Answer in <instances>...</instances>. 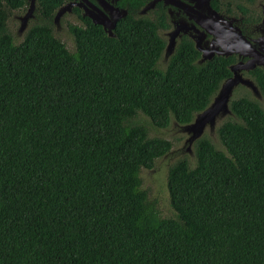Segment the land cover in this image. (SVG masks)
Instances as JSON below:
<instances>
[{"label": "trees", "instance_id": "16d2710c", "mask_svg": "<svg viewBox=\"0 0 264 264\" xmlns=\"http://www.w3.org/2000/svg\"><path fill=\"white\" fill-rule=\"evenodd\" d=\"M66 0H36L20 39L8 21L27 0H0V264H264V71L260 103L234 90L216 142L167 169L158 191L142 170L171 140L154 131L204 109L233 56L198 63L187 37L160 63L165 14H128L113 36L82 16L70 47L53 31ZM255 0H211L255 20Z\"/></svg>", "mask_w": 264, "mask_h": 264}, {"label": "water", "instance_id": "95a60500", "mask_svg": "<svg viewBox=\"0 0 264 264\" xmlns=\"http://www.w3.org/2000/svg\"><path fill=\"white\" fill-rule=\"evenodd\" d=\"M28 7L26 12L18 17L19 26L17 29V34L21 35L27 28L28 20L34 17V11L36 8V0H27ZM85 1L88 5L87 7H83L85 10L82 13L84 16H87L91 19L94 24H99L103 28V30L107 33L108 36H113V28L115 27L116 21L119 18L124 17L127 14L126 8H119L113 3L116 0H111V3L103 0H97V3L102 6L104 3L109 7L108 15L104 14V12L98 6L94 5L88 0ZM158 0H150L143 8L142 11L150 9L154 6V4ZM198 13H200V17L203 23L206 26L215 25V34L212 40L204 42L202 37H198L194 40V47L197 51H199L200 58L198 59V63H203L205 60L211 59L215 55H223L227 56L228 54L234 52H240L238 54L243 53V56H252L254 62L256 59L254 55L258 52V46L263 47L264 51V39H257L252 44L244 38L241 34L239 28L231 27V22L222 19V16L219 12L215 11L209 4V0H198ZM73 4L81 6V2H72L65 3L58 8L55 15L53 16V24L59 28V17L66 11H69V7ZM106 8V7H105ZM263 15H264V5L262 6ZM107 10V8H106ZM227 25V26H224ZM229 25V26H228ZM228 27V28H226ZM212 33V32H211ZM204 42V43H203ZM175 48L174 34L168 39L167 44L163 49L162 59L166 62L168 57L173 53ZM262 50V49H260ZM263 57V60L259 63L256 62L264 70V55H260ZM251 60V58H250ZM249 69L254 68V66L246 67L239 66L237 64L230 66V70L232 71V76H228L222 80L220 86L215 93V95L211 98L208 105L202 109L201 111L195 113L193 119L190 122L184 124H178L173 121L178 128L181 129L182 132L186 135L184 140L186 145V151L184 153L193 157V143L201 137L205 129H208L210 133H213L216 128L217 122L225 116L231 115V110L229 108V101L233 94V90L236 86L242 85L245 88H248L251 93L255 95V97H261V93L259 91L258 86L255 84L254 80L249 77H243L240 73L241 69ZM171 150V149H170ZM170 150L162 155L161 157L167 155Z\"/></svg>", "mask_w": 264, "mask_h": 264}, {"label": "flooded vegetation", "instance_id": "af4514ba", "mask_svg": "<svg viewBox=\"0 0 264 264\" xmlns=\"http://www.w3.org/2000/svg\"><path fill=\"white\" fill-rule=\"evenodd\" d=\"M103 1H106V0H103ZM149 1L150 0H147L146 3L139 10H137L136 16L139 15V16H145V17H153L155 15L154 9L160 5L162 7V9L164 10V14H165L164 21H165L166 27L162 28V29H158L157 33L161 37H163L166 44L168 42V39L172 36V34H174L175 47H176L177 43L183 37H187L188 39H190L193 43V46H194V40L197 39L198 37H202V33L204 34L202 37V40L204 42L210 41L214 37L216 27H214L215 25L206 26L203 23L204 20L201 19V17H200L201 14L198 13L199 12L198 8H197V5H198L197 1L198 0H158L152 8L147 9L145 11H142V8ZM219 1H222V0H219ZM72 2H74V3L81 2L82 5L79 6V5L73 4L69 7L70 10L66 11L64 13L68 14L70 16H75L79 20V18L77 17V14L73 11V9L78 8L80 14L82 16H84L82 14L85 10L83 7H87L88 9H89V7L86 4V2L85 1L83 2L82 0H66L63 4L72 3ZM88 2H91L94 5L98 6L99 8H101V10L104 12V14L108 15L109 7L107 6V4L104 3L102 6H100L97 3V0H88ZM107 2L111 3V0H107ZM209 4L215 11L219 12V14L222 16L223 20L231 22V27L239 28L241 34L251 44L253 42H255V40H257V39H260V38L264 39V15H263V9H262V6L264 5V0H255L253 3L249 4L251 9L253 11H255V16H256L255 20H253V19L244 20V16L241 15L239 12L232 11L230 13V12H227L226 10H224L223 7H220V8L213 7L211 5V0H209ZM62 5H60V6H62ZM113 5H116L119 8H126V7L119 6L117 4V0L115 3H113ZM27 7H28V4H27ZM105 7L107 8V10ZM58 8L56 9V11L58 10ZM26 10H27V8H26ZM56 11H55V13H56ZM55 13H54V15H55ZM149 13H151V14L149 15ZM127 14H128V11H127ZM85 17H87V16H85ZM117 21H116V23H117ZM224 26H227V25H224ZM226 28H228V27H226ZM257 46H258L257 48L259 51L256 52V55H254V57L256 59V62L259 63L263 60V57L260 55H264V51H263L262 46H259V45H257ZM260 49H262V50H260ZM238 53H240V52H234V53L228 54L227 56H224V57H228V56L234 57V60L232 62H230L228 65V69L230 71L229 76H232V74H233L232 71L230 70V66L235 65V64H237L239 66H244V64H245L246 67L253 65L254 68L241 69L240 73L243 77L251 78L248 75V73L257 67L258 68H261V67L259 65H257L256 62H254V59H252V56H250V57L249 56H243L244 55L243 53H241V54H238ZM199 54H201V53L199 52ZM217 56H223V55H217ZM199 58H200V55H199ZM250 58H251V60H250ZM240 86H242V85H240Z\"/></svg>", "mask_w": 264, "mask_h": 264}, {"label": "rangeland", "instance_id": "374dc122", "mask_svg": "<svg viewBox=\"0 0 264 264\" xmlns=\"http://www.w3.org/2000/svg\"><path fill=\"white\" fill-rule=\"evenodd\" d=\"M25 11H26V9H24L22 11L21 10H17V11H13V12L11 11V16H10V19L8 21V24H9V26H11L13 28L14 33H15V38H17V39H20L22 37V34L21 35L17 34V29L19 26L18 17L23 15L25 13ZM150 14L151 13H149V15ZM68 23H80V20H78L75 16H70V15L64 13L62 16L59 17V28H57L56 25L53 24V31L56 33V35H58V37L61 40H63L68 45V47H70L71 38H70V36L67 32V29H66V26ZM160 63L164 64L165 61H163V59L161 58ZM236 87H238V86H236ZM236 87H235V89H236ZM234 90H233V92H234ZM246 90L250 93V95L252 97L257 99L260 103H263L262 97H255V95L253 93H251L248 88H246ZM226 117L227 116L223 117L222 119H220L217 122L216 128ZM216 128H215V130H216ZM154 132L156 135H159V136H162V137H165V138L171 140L172 147H171L170 152L167 155H165L163 157H159L157 160H155L152 168L147 169V170H142L141 175L143 178V185L146 187L148 186V188L150 189V192L152 194H156L158 192V191H156L157 184H159V185L162 184V180L164 178V175H165L168 167L175 160H177V158H179L183 155H187L189 157H192V156L184 153L186 151V145L184 142L186 135L184 134V132L181 131L180 128H178V126L173 122V120L170 121L168 127L156 130ZM202 135H206L207 137H209L210 139H212L213 141L216 142L215 131L213 133H210V131L208 129H205V131L203 132Z\"/></svg>", "mask_w": 264, "mask_h": 264}]
</instances>
